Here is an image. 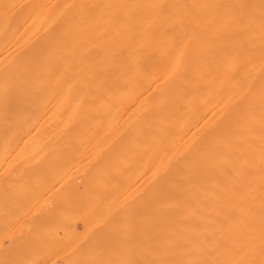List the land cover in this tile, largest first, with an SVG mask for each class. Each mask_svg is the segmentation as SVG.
I'll use <instances>...</instances> for the list:
<instances>
[{
    "label": "bare ground",
    "instance_id": "6f19581e",
    "mask_svg": "<svg viewBox=\"0 0 264 264\" xmlns=\"http://www.w3.org/2000/svg\"><path fill=\"white\" fill-rule=\"evenodd\" d=\"M67 137H87L89 140L87 138L85 139H87L89 142L90 139L92 141V139L95 138L93 143H96L97 138L100 139V141H97L99 142L98 144L103 145V149L100 147V145H98V147H100L99 149L98 147H88L90 144L87 142L85 144L88 149L93 148L94 151H97V153L99 152V155L101 154L102 150L104 151L106 148H108V146L112 147L114 145L112 144L111 146V141L114 139L115 142V138L122 141L124 140L123 138L131 140L130 137H132L133 142L131 140V144L129 140H124L122 144L118 143L120 147L117 148L113 146L115 147H112L113 153L116 152V148L118 150L121 147H124V149H120L121 152L128 151L126 154L129 152L131 153L132 150H129L132 149L130 148L132 145L135 147L134 148L132 146L133 152L135 149L136 153V148L138 152L141 148H139L138 145L143 146V144H145V147L143 146L142 149L143 151L145 149V156L140 149L142 156L145 158H143L144 161L140 159L142 160L140 162H142V164L144 163L145 165H142L136 160V158L139 159L141 157L139 156L138 152L136 154L137 156L132 152V157L134 155L136 157H133V159L129 155V157L125 158L123 155L124 152L122 154L123 156L119 155L121 152L118 150L120 152H118V156H120V158H132L130 159L132 162H135L136 160L137 164L140 163L142 166H145L141 167V165L138 164L140 165L138 167L140 171L141 168H144L145 171L142 170V173L136 172L137 176L134 177L135 179H133L135 181L132 180V183H136V181H138L136 178L145 173V179L142 181L143 185H145V188L143 185L138 184V182L135 185L136 188L131 190V187L134 186V184L132 185L129 180V184L132 186L127 185L126 187L125 182H123L126 190L129 187L128 193H126V190L122 187L123 183H121V181H125L126 178L129 179L128 177H130L129 175L132 173V171L130 173V170L126 169V172L129 171V174H127V172V177L124 176L126 168L125 166H127L128 163L129 165L131 164V161H128L129 159L127 160L128 163H126L125 166L120 164L125 168L121 167V169L120 165H117L119 164V161L114 165L113 163L116 162L114 159L118 158L120 160V158L116 155L117 152L115 154L112 153L113 155H110L109 151L112 150V148L110 149L109 147L106 151H108L110 156L103 158L102 156L104 155L105 157L106 155L103 154L106 153L104 151L101 157L104 160L106 159L105 161L108 163H111L109 160L112 161L113 159L114 161L112 162V167L110 166L111 168L109 167V169L106 170L101 168V170L103 172L105 171L106 174L102 172V178H100L101 172L99 171V168L104 167L102 166V162H100L101 158L99 160L98 157H95V154L96 156H99L97 153H93L94 151L92 149H89V152V150L86 148L87 152L92 153V155L88 153L91 155V160L93 157H95V160H93L94 163H96V167L93 165V161H91L93 164H89V158H87L88 155L86 150L83 152L85 146L82 144L83 148L81 147L80 142L82 141L80 138L78 147L80 146V148H82L81 151L83 153L79 151L80 153L77 154L78 150L75 148L77 152L75 153V151H73L77 155H72L74 156L73 158H81L78 160L79 167L83 166L81 171H84L82 169H85L86 167L89 169L88 166L90 165L91 169H86L84 174H82L83 172L81 173L83 178H81L82 176H80V172L73 173L77 174V179L81 178L80 180L84 183L83 186L86 185L87 188L93 189L96 188V183H98L100 184V188H104L106 184L110 182V185L113 184L114 186H117L116 188L119 191L115 192L116 188L111 187L112 191L106 190L108 193L112 192L108 194L109 196L113 195L114 197L115 193L117 195L119 193L121 194L122 192L125 193L124 196L126 195L125 197H122L119 194L120 199L122 197L121 200L119 199L117 201L120 205L122 202H126V204L124 203L125 206L128 204L130 206L134 200L137 202V199L134 197L136 196L138 198V195H141L144 192V190L143 192H139V190L143 188L145 189V203L143 204L139 201L140 199L138 200V202L142 203V206H145V209L144 207H142L143 209L140 208L142 211L139 209L141 213H139L140 215L138 213L132 214L131 212L133 208H135L134 212H138V209L136 208H138L140 204L136 203L135 205L138 204L136 207L133 204L134 207L132 206L130 211L131 213L128 214V207L126 208L123 206L126 208L123 210V207L121 206L122 209H120L121 207L118 205V212V210H116L117 206L114 207L117 205L116 200H113L114 202H112L113 197H109L110 199L112 198L111 202L113 205L110 206L114 207V211H117V214L121 212V215L125 211V214H127L129 217H127L128 219H123V217L119 216V214L118 216L120 220L122 218V220H125V222L129 220L130 224H134L135 221L141 222L139 217L145 215V219L141 217L142 220H145V222H143L145 225L142 224L145 226V228L139 225L140 228L142 227V230L145 229V241H143L144 243L141 246L137 245V249L133 247L134 252L136 251L135 253L138 254V252H140L138 249L141 250L142 248L140 247H144L145 245V251L144 249L142 250V252H145L143 254V257L145 255V262H141L143 258H140L139 260L141 254H138V257L136 256L137 260H139L142 264H264V0H0V176H4V169L6 172L7 168L11 167L12 169L13 163V168H16L14 167L15 165L20 167V163H22L21 160H24V157L26 158V161L24 160L26 163L27 159H29L27 157L30 155L35 156V154L42 148L40 147L42 145L45 146V144H48L51 146V144L56 143L57 145H55L58 146L57 141H55L56 139L58 140V138L61 140L59 141L60 146L68 144L66 142L67 139H65ZM101 137L103 139L106 138V140L110 138L108 140L109 144H103L106 140H103L102 142ZM62 138H64V141ZM134 138H138L139 142H137V139L134 140ZM143 138H145V141ZM69 140L67 141L70 142ZM77 140H75V142H77ZM140 140L142 142L144 141L145 143H140ZM116 141L121 142L119 140ZM63 142H66V144ZM135 142H137L138 145L135 144ZM33 144H41L37 152L35 151L37 148H31L34 149L31 151H33L35 154L31 153L26 157V154L24 153L22 157L19 155V160L15 158L16 153L13 154V152L17 151L18 154H21L22 151H25L27 153L29 151L28 148L31 145L33 146ZM48 145L45 147L49 154L43 152L45 148H42L43 151L42 149L40 151L41 154L43 152L49 157L48 158L46 156L45 158V160L48 159L46 166L43 165L45 164V160L43 158L45 156H42L41 160L40 157H37V154L35 157H32V159L34 158L33 161H31V158V160H28L30 165L33 164V166H35H30V168L32 167V171H30L28 163L23 167V161L21 165L23 168L26 167L25 169L27 171L29 169L30 172L28 171V174L26 173L27 171L25 170V172L21 167V170L25 172L24 174L20 169L19 171L17 168L19 173H16L12 169L13 171L11 173L8 172L9 176L7 175L5 178L2 176L3 179L0 177L2 179V181L0 179L1 207L4 205L6 206L5 202L10 204L9 201L11 199L9 200L8 197L12 198L13 196V199L15 198L14 201H17V198L19 199L20 197V199L23 200V197L25 196V198L28 197V200L29 195H26L24 191L28 192V194L31 193L29 192L30 190L28 187L34 184L33 182L36 180L35 178L41 174L47 175L46 171L52 170L53 173L56 172V170L53 168L57 164H62L64 167L63 168L61 166L62 168L60 167V169L58 168L59 166L55 167V169L58 168V171H64L68 169L65 172L60 171V176L63 173L70 174L69 168L71 166L66 168L68 164H70V162L67 164L69 158L66 160V155L63 154V158H65L64 161H62V159H58L61 160L62 163L59 164L55 162V164L52 165L54 161L58 160L53 159L54 161L52 162L50 158H55L56 156L51 154L60 156L61 153L60 149L58 150V148L61 147L58 146V153L55 145L52 146L55 148L49 147ZM25 146L27 147L28 151H26ZM68 146L70 145L68 144ZM74 147H68L69 149L65 147V149H67H63L61 152L65 153L64 151H68L69 153L67 152L65 154H69L70 158H72L71 149ZM104 147L106 148L104 149ZM23 148L24 150H22ZM50 150H52L54 153H52ZM7 151L10 152L7 153ZM31 151H29L27 155ZM4 152L5 154L7 153V156L9 154V160L6 158L8 162L4 160L5 158L1 159V156L4 154ZM11 152L12 154L10 155ZM5 154L4 156H6ZM82 154L87 158H85L87 163L85 162L84 165V158ZM49 155L53 157H50ZM59 156L56 157V159L59 158ZM110 157L111 159H109ZM96 158L98 159L97 161ZM14 160L16 162H20V165L17 163L15 164ZM37 160L39 161L37 162ZM65 160L66 166L63 164ZM69 160L72 161L74 159ZM11 161H13L12 164H10ZM34 161L37 162V164H34ZM80 161L82 162V165ZM120 161L123 162L125 160ZM49 162L52 163L50 164ZM74 162L77 164V161H73L71 164L73 166H77L78 164L76 165ZM107 162H104V165L105 163L107 164ZM41 163L44 167V171L46 170L45 173L42 169H40V171L36 166L40 164L39 166L42 167ZM7 164L10 167H8ZM75 166L73 169L78 171L79 167ZM115 166L116 168L119 167L122 170L121 173L123 176L118 172L119 169H114ZM131 166H133V163ZM131 166H128L129 169ZM3 167L5 168L3 169ZM135 167L137 166L135 165ZM135 167L133 166L131 170H133ZM35 168L39 171L38 175L36 174L38 172L37 170L36 172H33L35 171L33 170ZM96 168L99 173H97V170H95ZM70 169L72 171V168ZM90 170H94V172L96 171V175L92 172L94 175L92 179H97L99 182L90 178L92 176V173L90 174L91 176L89 175V172H91ZM115 170L117 173H115ZM107 171H113V175H119H117V177L114 175L112 178L110 176L111 172L108 174ZM32 172L33 174H30ZM86 173L88 177L90 176L89 180L85 177L87 176ZM51 174L52 173H50V175ZM78 174L80 177H78ZM107 174V177L109 178L110 176L111 180L107 179L105 176ZM45 175L43 177H38L39 179L41 177V182H44V179L42 178H46ZM132 175L131 179L133 178ZM31 176V180L34 179L32 182L30 181L32 185H30L31 183H28L26 186H29L24 189L23 186H25L28 178ZM55 176L56 175L54 174V177ZM60 176L58 177L59 179L57 178V183L56 180H54V177L51 175L53 182L51 181L50 183V180H47V184L50 183V185H47L46 182H44V185L43 183L40 184V182L38 183L39 179H37V182L35 181V186H33L36 190V184L38 183V185L40 184L42 186L40 189V187L37 185V191L39 189L42 190L43 186L45 189L48 188L50 191H52V183H55V186L56 184L57 186L59 185L58 187L60 189H62V187H65V189L68 188V186L72 187L71 183H73V187L71 189L69 188L70 192L73 189V193L68 192V189L66 191L70 195L76 194V191V195L78 196V193H80L82 188L80 190H76L74 187L79 184V181H76V178L73 179V175H69L70 178L67 176L68 178L66 179L65 175H62L65 176L64 178L62 177V179ZM103 176L108 182H106ZM119 176H122L125 179H122ZM133 176H135V174ZM97 177H99V179ZM116 178L119 180L117 179L116 181ZM142 178L143 177H141L140 182ZM15 179L16 182L17 180L20 181L21 179H27L26 181L24 180L25 183L21 180V185L20 183L18 185V188L20 189L17 188V191L14 190L17 185L14 183V185H12V182H14ZM68 179H70L69 181L72 182H67ZM3 180H5L7 183L5 181L3 182ZM61 180L66 184L68 183L69 185L65 184L66 186H64V183ZM74 180L75 183H78L75 184L73 182ZM60 181L62 182V185L60 184ZM85 181L87 184H85ZM118 181L121 184L119 186L122 188L115 184H118ZM89 182L90 184L93 182V185L88 184ZM101 182H103L105 186H103L104 184ZM16 184H18V182ZM101 185L103 187H101ZM110 185L108 186L110 187ZM138 185L139 187L137 188ZM34 187H30L33 193ZM84 188L87 190L86 187ZM119 188H121V190L123 189L124 191L122 190L120 192ZM98 189L99 188L97 186V191ZM105 189L109 188L105 187ZM105 189L100 190L103 191ZM44 190H42L41 193L39 192V194L37 191H35L36 195L38 194L37 199L39 200L40 198L41 202L32 196L34 195L33 193H31L32 195L30 194V197L32 196L30 200L36 199L38 201L37 204L42 203L41 205L45 204L44 206H47V204H52L51 207H53V204H55V206L59 207H63L65 205L64 208H66V205L68 208L72 207L71 201L69 202L68 200L72 197L71 199L74 202L75 195H73L74 199L73 196L69 198V194L67 195L64 190H59V195L61 194V197H63V193H65L64 196L67 195L68 198L67 200L65 196L64 198L66 201L64 200L63 202V198L59 199V197L56 196L57 200H62H58V202H60L59 205V203L56 202V198L50 194L52 193L55 195L59 191L54 190V192H56L54 194V192H50L47 189L45 191ZM85 190L83 191L84 193H82L83 197H80V193L77 198L78 200H75L76 202L73 204H76L80 210L81 206L85 208V200H87L88 197H90L92 201V198H96L97 194H99L96 193V191V195L93 193V197H91L90 192L92 191L90 189L87 191ZM129 190L131 193H129ZM12 191H15V193H12ZM46 191H48L49 195ZM101 191L98 196L99 198H104L103 200L105 202V199L108 197V195L106 197V194L103 191L104 195L102 194L103 196L100 197ZM132 191H134L135 194H133ZM18 192H21L22 196ZM43 192H46L47 194ZM17 193L20 196L18 195L19 197L16 196V198L14 194ZM44 194L48 195L47 198L50 195L52 199L54 197L53 202H55H49ZM3 195L8 197L5 198ZM116 195L115 198L118 199V195ZM130 196L131 198H134L130 199L132 200V202L129 201L131 204L129 202L127 203V197L129 199ZM42 197L45 198L42 200ZM82 198L85 201L84 203ZM124 198L127 201L123 200ZM142 198H144V196H142ZM45 199L48 202L47 204H43V202H46L44 201ZM52 199H50V201ZM22 200L21 203L24 202ZM37 201H31L29 204ZM100 201L102 202V199ZM107 201L109 204L111 203L109 202L110 200ZM77 202H79L80 206ZM81 202L85 205L81 204ZM12 203L14 209L10 207L12 204L9 206L12 208V210L19 208L17 209V213L21 214V212L23 213L25 210V214L27 210L26 207V209L23 208V210L19 212L20 207H24V204H22V206L20 204V207H18L17 205H14L15 202ZM61 203L64 205L62 206ZM86 203L89 205L90 202ZM105 203L102 205V209H104ZM114 203L116 204L114 205ZM29 204L26 205L25 203L27 207ZM32 205L34 207L31 208L34 209L36 207L35 209L38 210V206H36L35 203ZM41 205L39 207L40 210L41 208L44 209V206L41 207ZM99 205L100 204H98V206ZM95 206L96 205H94V207ZM107 206L108 204L105 206V209H107ZM59 207L56 208L57 210L51 208V213L49 210V213L46 211L50 207H47V209L45 208L46 214L48 216L47 218L51 217L48 214H52V224L60 215L61 219L59 217L56 220L58 227L61 226V228H65L70 223V221L73 223L74 221L77 222V220H74V217H76L74 216V212L78 210L76 213H79V209H69L71 210L69 213L66 211V214H71L72 211L74 212H72L71 220H69L70 217L68 218V215H66L68 222H66V220L63 222L64 219H62V217H64L65 213L64 215L60 214V212H63L58 211V209H60ZM10 208L7 209L10 210ZM68 208H61V210H68ZM2 209L0 208V213L5 214V209ZM33 209H30L25 215L26 219L31 218L30 220L32 221L30 222H32V225L34 224L33 220H35L36 223L42 221L41 219L38 221L39 216L35 218L36 215H38L39 210L38 212H35V209ZM12 210L11 215H9L10 213H8V215L6 213L7 217H14L16 215V211H14L15 213L12 215ZM93 210L96 211L94 208ZM91 211L92 209H90V213ZM101 211L102 210H100V212ZM143 211H145V214L142 213ZM29 212L31 215L27 217ZM57 212L59 214H57ZM111 212L109 215L112 216L114 212L113 214H111ZM90 213L89 215L91 218L93 214L91 215ZM46 214L43 216L46 217ZM81 214L86 215L88 212H82ZM94 214L97 213L94 212ZM106 214V217H104L105 214L103 216L101 214L100 216H97L98 219L96 217L95 219H100V221L102 220L101 223L104 224L103 221L105 222L104 219L107 218L108 212H106ZM21 215L19 217L20 221L23 219V221L26 223L28 219L25 220V217H23L24 215ZM55 215H58V217L56 218ZM75 215L80 216V214ZM114 215L113 217H115ZM118 216L115 219L119 220ZM133 216H135L136 219ZM16 217L15 221L11 219L13 220V223L19 219L17 215ZM44 217L43 221L45 222L47 218L45 219ZM81 217L82 216L78 217V220ZM85 217H82L83 221L86 219L87 222L91 220L89 216L87 218ZM130 217L133 219L130 220ZM51 218L45 222L46 225L47 223H50L49 221H51ZM5 219H3V217L1 219L0 217V220L2 221ZM7 219H9V217ZM59 219L61 220V225L57 223V221H60ZM112 219L114 220V218H111V221H108L109 223L106 222L105 226H102L99 221H97L99 222V225H96V220L92 218V221H95L94 225L91 226V229L88 228L92 223L91 221L87 227L88 229L92 230L93 226H97L96 228H93L92 232L88 229H84L88 223L86 225L83 224L85 227H82L83 222H80L81 219L79 222L81 227L86 232L89 231L93 234V232H95L94 229H97L96 232H98V234L102 233V236L104 237L106 233V235L109 236V233H113V231L109 232V229L111 230L117 224V227H120V221L116 225H111L110 223H112ZM11 220L9 219L8 221ZM117 220L114 221L117 222ZM23 221L21 222L23 224L19 222L21 225L18 223L20 226L16 224L18 221L15 223V225L13 224L15 229L18 228L17 230L13 228V231L9 228L13 225L9 224L11 225L9 226L7 224L8 222H5L9 226L7 227L9 229H7L4 225L7 233H5V237L3 235L4 238L0 239L9 237V241L11 243L8 245L10 246L14 244L15 241H19L18 239H20L19 242L21 245H23L22 241H27L25 242L26 247L24 245V248H29L30 252H27H29L31 257L33 254H31V252L36 251H33V249L37 242L39 241V245H43V243L46 242L44 244V248L47 246L48 248L44 251L47 253V256H45L47 257L46 259L49 258L48 261L46 260L47 263L49 262V264L50 262L52 263L53 258V261H56L57 258H60L59 260L62 262L61 264H71L69 262L71 259L79 261V259H77L78 252L79 256L85 254L82 250H84L87 246L89 248L91 244L94 245L99 242L98 240L95 241V239H92L93 242L95 241L93 243L92 240L87 236L89 232L86 233L83 229L81 232H72L75 234L72 237V233H70L71 229L69 228L70 225L73 224L72 223L68 225L69 227L67 226L68 229H70V231L67 232L68 234L63 232L64 230H67V227L62 230V234H59L62 239H60V236L58 239L62 240L63 242H61V246L57 244V247L59 245V250L62 248V252H58L59 250L57 252L56 250L52 251L51 249L54 246L51 245L52 247L50 246V249L49 245L47 244L52 240L54 242L55 238L58 242L60 241L56 237L57 229L58 231H61L60 227H57L55 232H53V229H55L54 227L51 229L52 231L50 230L51 233H55V238L53 235H51V233V236L49 233L47 235L48 237L46 236L47 241L48 239H51V237L54 239H51V241L48 243L47 241H42V243L40 240L45 238L44 236L47 234L48 230H45L43 227H41H46L45 223L41 226L40 224L38 225L35 223V225H38V227L34 225L36 228H39L40 226L41 228L39 230L43 229L41 231H46V233L44 231V238H42V234H40V232H37L40 234V236L35 233L37 229L34 230L33 234L31 230L34 227H32V229L28 228L32 226L30 225V222H27L29 225L26 223L28 226L26 227ZM125 222L123 221L124 224ZM51 223L48 225L51 226ZM62 224L66 226L64 227ZM124 224L121 225L123 226ZM137 224L135 223L136 226ZM16 225L18 226L16 227ZM125 225L128 226L127 223ZM22 226L24 228H28L26 230L30 231L32 234H30L28 231L25 232H28L33 238L25 240L28 235V233H25L26 238L21 240L23 237L20 232L24 233L25 230ZM100 226L101 228L103 227L104 231H102ZM106 226H112V228L106 230ZM19 228H22L21 231ZM127 228L126 230L129 229L130 231L133 226L131 228ZM137 228L138 227H136V229ZM3 229L0 228V230ZM8 230H10V232L15 231L14 233L10 234H13V237L16 235L15 237H17V240L16 238L13 239L11 235H8ZM123 230H125V228L122 229V233L118 231L117 234H119V232L121 234H123V232L125 233ZM138 230L140 233L141 230ZM143 231H141V233ZM0 232L2 236V231ZM4 232L6 231L3 230V233ZM132 232L135 234V231L132 230ZM76 233L80 234L79 240L76 238V236L78 237ZM128 233L126 232L123 234L124 237L122 238L124 239ZM64 235L65 237H63ZM84 235L88 238H86ZM113 235L114 233L111 234L110 237ZM30 236H28V238ZM97 236L95 235V237ZM102 236L99 235L98 237L100 239H98L101 240ZM114 236L119 237L116 234ZM133 236L125 239L131 240V244H133L135 242H132V240L136 241V239H134L135 237ZM34 237L37 239V242L33 246L31 243L34 244ZM69 237L74 238L76 242L74 239V241H72ZM131 237L133 238L130 239ZM66 238H68L69 241L71 240V243L75 242L73 244L74 249L76 247V250L77 243L78 246L81 244L85 245L86 247H78V252L74 250L76 252L75 256V252H73V248H70V245H68L69 248L63 246L66 245L68 241ZM84 238L86 240L89 239V241L84 240V242H82ZM105 238L108 237L102 238L103 243H101L99 246L102 249L104 248V244L106 246V244L109 242L107 244V246H109V244L112 242L111 240H113L112 238L111 240L107 239V241ZM122 238L120 237L121 241L118 238H115L113 241L117 245L116 239L122 242ZM29 241L32 242L30 243ZM19 242L16 244L17 246H13L16 248L19 247ZM88 242L91 243L89 244ZM114 242H112V244ZM137 243H140L138 242V239ZM27 244L32 245V251L30 249L31 246ZM73 244L71 247H73ZM8 245H6L8 249L13 247H9ZM93 245H91L92 247L90 246L89 251L92 248L96 250L97 246L94 245V247ZM120 245L124 246L125 244ZM3 246V249L0 248L1 250L5 249V245ZM111 246L114 248H111ZM111 246L108 247V250L115 249V253L112 255L117 256V246H115V244L114 246ZM125 246L124 248H126ZM57 247L56 249H58ZM128 247L129 244L127 248ZM39 248H43V246H40ZM105 248L104 252L107 250ZM20 249L25 250L23 249V246ZM20 249L18 252H20ZM48 249H50V251H47ZM66 249H68V252ZM69 249L72 250V253H70L71 251ZM22 250L20 254H22V256L23 254L26 255L27 252L23 251L24 253H22ZM97 250L100 251L101 249L99 248ZM121 250H123L122 255L128 253L123 248H121ZM4 251L0 252L3 253L0 254L1 263L3 260L5 261L7 257L6 256L2 258V256H5ZM16 251L17 249L15 251L12 249L6 251L9 253L8 257L9 255L10 257L7 258L5 262L9 264H14L15 262V264H19L22 261V258H20L22 256ZM81 251L82 254H80ZM86 251L89 252L88 249H86ZM102 251H100L101 254L103 253ZM39 252H41V250ZM134 252H130L132 253L133 257L129 256L128 260L132 258L135 259ZM38 253H34V255L36 256ZM46 253L44 254L46 255ZM56 253L58 255L62 254V256L59 255L61 257H57V255H55ZM108 253H110V251ZM130 253L126 255H131ZM42 254L40 253V256ZM53 254L57 258L53 257ZM71 254H73L72 256L74 257H72ZM95 254H93V256L96 257L95 262L98 264L99 261L101 262V257L103 255L100 256V260H97L99 255L96 256ZM18 255L19 257L16 258ZM122 255L118 256L120 257ZM37 256L41 259L39 255ZM26 257L28 256L23 257L24 261H22V264H26L24 263L25 261L28 262ZM31 257L28 258L31 259ZM34 257H32V259H34ZM12 258H14L15 261ZM81 258L82 257H80V260ZM88 258H90V256L86 259ZM111 258L110 260H113ZM124 258L125 260L127 259L126 257ZM17 259L20 262H16ZM32 259V263L37 261V259ZM91 259L93 260V258ZM91 259L88 261L85 260L84 264L85 262L86 264H95L94 261L91 262ZM106 259L104 257V262L102 261L103 264L110 263V261L106 262ZM121 259L122 258H120V260ZM134 259L131 260L132 264L134 263L133 261L136 260ZM115 260H117V258H115ZM125 260H122V264L126 263ZM139 261H135L136 264H141ZM71 262L76 263L75 261ZM112 262H114L113 264H116L117 261H111L110 264H112ZM29 263L30 261L28 264ZM126 264H130V262H127Z\"/></svg>",
    "mask_w": 264,
    "mask_h": 264
},
{
    "label": "rangeland",
    "instance_id": "374dc122",
    "mask_svg": "<svg viewBox=\"0 0 264 264\" xmlns=\"http://www.w3.org/2000/svg\"><path fill=\"white\" fill-rule=\"evenodd\" d=\"M68 138H69V137H67V138H65V139L69 140L71 137H70L69 139H68ZM79 138H80V140H81L82 142H84V143L80 142L81 147H82V144H84V146H85L86 142L90 144V146H88V147H93V148L95 147V148H96V147H98V145H100L101 148L103 147V145L98 144L99 142H98L97 140L100 141V139H98V138H97V140H96V143H97V144H96L95 142L93 143V140H95V138L92 139V141H91V139H90V142H89V141H87V139H88L87 137H84V138H83V137H78V138H77V137H73V138H71L72 140H71V139L69 140L71 143L68 142V141L66 140V142H67L70 146H68V144H66V142H65V143L63 142V143L66 144V145H63V146L61 145V146H60L59 141H61V140L58 138V140L56 139L55 141H57L58 146L61 147V148H58V146H56V145H57L56 143H55L56 145H55V144H51V146H49L48 144H45L46 147H47V145H48L49 147H52L53 145H55L56 150H57V148H58V150L60 149V153H61V155H60V156L58 155L59 158L56 159V157H58V156L55 155V154H51V155L56 156L55 158H54L53 156H50V155H49L50 157H53V158H50L51 161L53 162V161H54L53 159H55V160L62 159V161H64L65 158H63V157H64V155H66V156H65V157H66V160H67L68 158L71 159V160L74 159V160H72V161H70V160L68 159L67 164H68V162H70V164H71V162L73 163V161H77V164H78V165L74 162V163L77 165V166H75V165H74V166H75V167H79L78 160H80L81 158H80V159H77V158H73L74 156H72V155H74V154L77 152V150H78L77 154H79V153H80L79 151H81V149L83 148V147L80 148V146L78 147ZM85 138H87V139H85ZM92 138H93V137H92ZM101 138H102V137H101ZM127 138H129V137H127ZM130 138H131V140H132V142H133L132 137H130ZM77 139H78V140H77ZM82 139H83V140H82ZM84 139H85V140H84ZM107 139H108V138H107ZM109 139H110V138H109ZM109 139H108V140H109ZM115 139L121 141L120 139H117V138H115ZM121 139H122V138H121ZM123 139H124V140H129V139H126V138H123ZM136 139L138 140L137 142H139V139H138V138H136ZM136 139L134 138V140H136ZM141 139H142V138H141ZM62 140L64 141V138H62ZM75 140H77V142H75ZM88 140H89V139H88ZM103 140H106V138H105V139H103V138L101 139L102 142H103ZM108 140H106L107 143H106V141H105L103 144H109V143H108V142H109ZM116 140H115V142H116V144H117L118 146L115 144L114 139H113V141L110 140V141L112 142V143H111V146H112V144H114L113 146L119 148L120 146H119L118 143L122 144V142H123L124 140H122L121 142H117ZM131 140H129L130 143H131ZM143 140L145 141V138H143ZM72 141H73L74 143H73ZM140 141H141V140H140ZM144 141H143V142H144ZM137 142H135V144H137ZM143 142L141 141L140 143L143 144ZM72 143H73V144H76V145H73ZM91 143H92V145H94V146H92ZM100 143H101V142H100ZM124 143H126V142H124ZM127 143H128V141H127ZM144 143H145V142H144ZM71 144H72V145H71ZM95 144H96V146H95ZM131 144H132V143H131ZM135 144H134V145H135ZM40 145H41V144H37V145H36V144H33V146L31 145L28 149H29V151H31V150H34V149L37 148V150H35V151L37 152V151L39 150V146H40ZM87 145H88V144H87ZM123 145H124V144H123ZM123 145H122V146H123ZM137 145H138V144H137ZM43 146H44V145L40 146V147H42L43 149L45 148L44 151H43V149L41 148L42 151H43V152H46L47 154H49L48 150H46V147H45V146L43 147ZM64 146L67 147V148H68V147H71V146H73V147L75 146L73 149H71V150H72V154H71V157H72V158H70V155H69V154H65V153H67L68 151H67V152L64 151L65 153L61 152L63 149H64V150L67 149V148L65 149ZM113 146H112V147H113ZM125 146H126V145H125ZM132 146H133V145H132ZM132 146H130V148H132V149H130V150L128 149L129 151L132 150L131 153L129 152L128 154H126V152H128V151H126V152L122 151V152H121L120 149H122V148L124 149V147H121L120 149H118L121 153H120V152L117 150V148H116V149H115L116 152H117L116 155L118 156L119 153H120L119 155H122L123 152H124L123 155L125 156V158H126V157H129V156L132 157V152H133V147H134V146H133V147H132ZM143 146L145 147V144H143ZM143 146H141V145L139 146V145H138L139 148L141 147L140 149H141L142 153H143L144 156H145V149H144V151L142 150V149H143ZM25 147H26V146H25ZM34 147H35V148H34ZM49 147H48V148H49ZM55 147H52V148H55ZM63 147H64V148H63ZM77 147H78V148H77ZM88 147L85 146L83 152H85L86 148H87V150H89V149H90V150H91V149L93 150V148H89V149H88ZM100 147H98V148L100 149ZM106 147H107V146H106ZM106 147H104V149H105ZM109 147H110V146H108V148H109ZM112 147H110V149H111ZM115 147H113V148H115ZM126 147H127V146H126ZM31 148H34V149H31ZM48 148H47V149H48ZM52 148H51V149H52ZM75 148H76L77 150H76ZM79 148H80V149H79ZM98 148H97V149H98ZM108 148H106V149L104 150L106 153H103L104 151L102 150V152H101L100 155L98 154L99 152L97 153V151H94V150H93V151H94L93 153H97V155L100 156V157H99V156H96V154H95V157H98L99 160H100V158H101L102 161L100 160V162H102V166H104V167H100V168H99V165H98L99 171L101 172V173H100V174H101L100 178H102V174L105 173V171L103 172V171L101 170V168H102V169L104 168L103 170L109 169L110 166L112 167V162H113L114 160H116V162L113 163L114 165L117 164L118 161H119V164H117V165L122 164V165H124V166H125L126 163H128V161H129V162L131 161V164L133 163V166H134V167H135V165H136L137 167H135V168L137 169V168L142 164V162H140V161H142V160L144 161V159H145V158L142 156V153H141L140 149H139V152H138V151H137V148H136V153H135V149H134V152H133V153L136 155L137 152H138L139 156H141L142 158L140 157V158L138 159V158L135 157V155H134L133 157H135L136 160H137L138 162L141 163V164L138 163V164H140V165L137 164V161H136V160H135L136 163H135V162H132V160H130V159H132L133 157H132V158H128V159H129V160H128V159H125L124 157H123L124 159H123L122 157L120 158V156H118V157L120 158V160H125V161L121 162L118 158H117V159L115 158L114 160L112 159V161L109 160V162H111V163H108L107 161H105L106 159L104 160L103 158H106L107 156L109 157L110 155H113V154L116 153V152L113 153V148H112V150L109 151V153H110V155H109L108 151H106ZM127 148H128V147H127ZM134 148H135V147H134ZM18 149H20V148H18ZM18 149H16V150H18ZM28 149H27V147H26V151H28ZM41 149H40L39 152H37L36 154L33 153V151H31L28 155H27V153H28L29 151H28L27 153H26L25 151H24V152L22 151L21 154H18L17 151H16V152H13V150H12V152H13V154L16 153V156H19V155H20L21 157L24 155V153L26 154V155H25L26 157L29 156L31 153H32V154H35V156L38 154L37 157H40L41 160H42V156H45V157H43L44 160H45L47 154L45 155V153L42 152V154H43V155H42L41 152H40ZM68 149H69V148H68ZM97 149H96V150H97ZM102 149H103V148H102ZM22 150H24V148H23ZM45 150H46V151H45ZM58 150H57V152L59 153ZM73 150L75 151V153H74ZM87 150H86V152H87ZM90 150H89V152H90ZM115 150H114V151H115ZM14 151H15V149H14ZM19 151H20V150H19ZM35 151H34V152H35ZM50 151H52V150H50ZM53 151H54V149H53ZM53 151H52V153L55 152V151H54V152H53ZM100 151H101V150H100ZM8 152H10V151H7V153H8ZM12 152L10 153V155L12 154ZM57 152H56V153H57ZM70 152H71V151H70ZM81 152H82V151H81ZM83 152H82V153H83ZM89 152H87V155H88L87 158H89V160H88L89 162H88V163L90 164L91 161H93V163H94V160H95L94 158H95V157H93L92 160H91L90 157H91L92 153H89ZM118 152H119V153H118ZM7 153L5 154V152H4V154H5L6 156H7ZM58 153H57V154H58ZM68 153H69V152H68ZM88 153L91 154V155H89ZM102 153H103V154H106L105 157H104V155L102 156ZM112 153H113V154H112ZM140 153H141V155H140ZM4 154H2L3 158H2V156H1V159H4V158H5L4 160L7 161L8 157H9V154H8L7 157L4 156ZM63 154H64V155H63ZM77 154H75V156H76ZM85 154H86V153H85ZM125 154H126L127 156H126ZM93 155H94V154H93ZM123 155H122V156H123ZM128 155H129V156H128ZM16 156H15V158H17V159L19 160L20 156H19V157H16ZM35 156L30 155V156L27 157V158H29V159L31 158V159H32V157H35ZM61 156H62V158H61ZM67 156H68V157H67ZM82 156H83V154H82ZM82 156H79V157H82ZM101 156H102L103 158H102ZM136 156H137V155H136ZM139 156H138V157H139ZM10 157H12V156H10ZM37 157H36V158H37ZM47 157H48V156H47ZM79 157H78V158H79ZM111 157H112V156H111ZM111 157H110L109 159H111ZM6 158H7V159H6ZM48 158H49V157H48ZM83 158H84V160H83V165H84L85 162L87 163V160H86L87 158H86V156H83ZM85 158H86V159H85ZM112 158H113V157H112ZM143 158H144V159H143ZM13 159H14V158H13ZM17 159H15V160H17ZM29 159H27V162H26V163H25V161H26V158H25V157H24V160H25V161H24V160H21L22 163H23V161H24V163H25V164L23 163V167H24V165H27V163L29 164V161H28ZM31 159H30V160H31ZM50 159H49V161H50ZM75 159H76V160H75ZM93 159H94V160H93ZM98 159L96 158V161H97ZM107 159H108V158H107ZM133 159H134V158H133ZM140 159H142V160H140ZM8 160H9V159H8ZM15 160H14L15 164L17 163L18 165H20V164L22 165V163H20V162H16ZM33 160H34V158H33L31 161H33ZM44 160H43V162H44ZM47 160H48V159H47ZM47 160H45V164H43L44 166H46V162H47ZM66 160H65V162L63 163V164H65V166H66ZM85 160H86V161H85ZM103 160H104V161H103ZM127 160H128V161H127ZM5 161H4V162H5ZM38 161H39V160H37V162H38ZM58 161H59V162H58ZM58 161H54L53 163H52V162H51V163H52V165L55 164V162H56V163H59V164L62 163L61 160H58ZM7 162H8V161H7ZM7 162H6V163H7ZM9 162H10V161H9ZM34 162H35V161H34ZM37 162H35L34 164H37ZM43 162H42V163H43ZM100 162H99V164H100ZM104 162H107L108 166H107L106 163H105V165H106V167H108V168L105 167ZM120 162H121V163H120ZM124 162H125V163H124ZM12 163H13V161H11L10 164H12ZM19 163H20V164H19ZM32 163H33V162H32ZM42 163H41V165H42ZM49 163H50V162H49ZM51 163H50V164H51ZM80 163H81V165H82V162H81V161H80ZM93 163H91V164H93ZM97 163H98V162H97ZM3 164H4V163H3ZM47 164H48V163H47ZM70 164H68V166L66 167V168H69V166H71L70 168H72V171H71V169L69 168V170H70V174H69V173H67V174H64V173H63V174H62V175H65L66 177H65V176H62V175L60 176V171H63V170H60V171L57 170L58 168L60 169L61 166L63 167L62 164H61V165H58V164H57L56 166H54L53 169L56 170V172L58 171L57 174H56V172L53 173L52 170H50L51 172L45 170L48 176L45 175V174L38 175V173H39V171L37 170L38 168H39V170L42 169L43 172L45 173V171H44V169H43V168H44L43 165H42V167H40V166H39L40 164L36 165L38 168L36 167L37 169H36V168L33 169V170H35V171H33V172H36V170H37L38 172H37L36 174L38 175V177H39V176L43 177V176L45 175L46 178H42V179H44L43 181L46 182V184H47V182H48L49 180H50V181H49L50 183H51V181L53 182V180H52L53 178H51V175H52L53 177H54V174L56 175V176H55L56 179H55V177H54V180H56V183H57V178H58L59 176H60L61 179H62V177H63V178L65 177V179H66V178H68L67 176H69V175L72 176V175H73L72 178H73V179H74V178L77 179V174H73V173H76V172L79 173V172H80L79 174H80V176H82L81 173L83 172L82 174H84V173L86 172L85 170L88 169V168L86 167L85 169H82V170H84V171H81V168L83 167V166H81V167L78 168V171H76L75 169H73L74 166H73L72 164H71V165H70ZM109 164H110V165H109ZM131 164L129 165V163H128L127 166H125L126 168H125L124 166H121V165H120V168H121V167H122V168H125V174H124V176L127 177V175H126L127 172H128L127 174H129V171L126 172V169L130 170V173H131V171H132V173L129 175L130 177H128L129 179H127V178L125 179L124 177H122V176H123V174L121 173V172H122V170H121L122 168L120 169L118 166H117L118 168H116V166H115V168H114V169H116V170L119 169L118 172L121 173L120 175H122V176H119V177H121L122 179H125V181H121V183L125 182L126 187H127V185H128V186L131 185V184H129V180H130V183H132V180L135 179L134 177L137 176V175H136V172H137V173H138V172L140 173L142 170H144V168H143V169L141 168V171H140L139 168L137 169L138 171H137L135 168H133V170H131V168L133 167V166H131ZM13 165H14V163H13ZM13 165H12V169H13L16 173H19V171L21 170V167H22V166L20 165V167H19V166L17 167V166L15 165L14 167H16V168H13ZM48 165H49V164H48ZM48 165H47V166H48ZM52 165H51V166H52ZM93 165L96 167V163H94ZM114 165H113V167H114ZM142 165H145V164L143 163ZM142 165H141V167H145V166H142ZM3 166H4V165H3ZM7 166H8V164H7ZM28 166H29V168H30V166H33V164H32V165L29 164ZM51 166H50V168H51ZM57 166H59V167L55 169V167H57ZM72 166H73V167H72ZM86 166H87V165H86ZM94 166H93V167H94ZM128 166H131V168L129 169ZM8 167H10V166H8ZM23 167H22V168H23ZM33 167H35V166H33ZM62 167H61V168H62ZM88 167H89V169H91V168H90V165H89ZM91 167H92V165H91ZM95 167H94V168H95ZM111 167H110V168H111ZM4 168H5V167H3V169H4ZM17 168H18V170H19V169H20V170L18 171ZM25 168H26V167H25ZM25 168H23L24 171L26 170ZM27 168H28V167H27ZM63 168H64V167H63ZM8 169H9V170H8ZM12 169H11V167H10V168H7V172H6V170L4 169V170H3L4 172L2 171L3 174H4V176L1 175L0 177H1L2 179H3V177L5 178V176L8 175V172L11 173V172L13 171ZM15 169H16L17 171H16ZM89 169H88V170H89ZM112 169H113V168H112ZM10 170H11V171H10ZM66 170H68V169H66ZM66 170H64L63 172H65ZM74 170H75V171H74ZM95 170H97V168H96ZM116 170H115V173H117ZM134 170H135V171H134ZM21 171H22L23 174H24L27 170H26L25 172H24L23 170H21ZM28 171H29V169H28ZM28 171L26 172L27 174H28ZM30 171H32V167L30 168ZM30 171H29V172H30ZM40 171H41V170H40ZM90 171H91V170H90ZM99 171L97 170V173H99ZM133 171H134V173H133ZM144 171H145V170H144ZM33 172L30 173V174H33ZM49 172L52 173V174L50 175ZM68 172H69V171H68ZM88 172H89V171H88ZM92 172L95 174L96 171L94 172V170H92L91 172H89V175H90ZM102 172H103V173H102ZM107 172H108V171H107ZM110 172H111V171H110ZM110 172H108V174H109ZM112 172H113V171H112ZM112 172L110 173V174H111L110 176L113 178V176H114L115 174L113 175ZM5 173H6V174H5ZM93 173H92V176L90 175L91 177L89 176L91 179H92V177H94ZM97 173H96V174H97ZM113 173H114V172H113ZM141 173H142V172H141ZM20 174H21V173H20ZM36 174H35V175H36ZM68 174H69V175H68ZM79 174H78V177H80ZM96 174H95V175H96ZM100 174H99V175H100ZM105 174H106V173H105ZM108 174L105 175V176L107 177ZM132 174H133V175L135 174V176H133ZM74 175H75V177H74ZM86 175H87V173H86ZM117 175H119V174H117ZM117 175H115V176L117 177ZM131 175H132V177H133L132 179H131ZM138 175H139V174H138ZM144 175H145V173H143V175H141V176H139L138 178H136V180H138V181H136V183L139 182L138 184L143 185L142 181L145 179ZM2 176H3V177H2ZM8 176H9V175H8ZM32 176H33V175H32ZM32 176H31L30 178H28V180H27V179H23V180L21 179L24 183H25V181L27 180L25 186H23L24 189H26V188L29 186V185L26 186L28 183H31V182L34 180V179L31 180ZM49 176H50V177H49ZM70 176H69V178H70ZM110 176H109L110 179L107 177L108 180H111V177H110ZM38 177L35 178V179H36V180L39 179ZM41 177H40V179H41ZM85 177H86V179H88V180L90 179V178L88 177V175L85 176ZM85 177H84V178H85ZM87 177H88V178H87ZM103 177H104V176H103ZM119 177H118V178H119ZM141 177H143V178H142V180H141V182H140ZM1 178H0V179H1ZM49 178H50V179H49ZM72 178H71V179H72ZM81 178H83V176H82ZM81 178H78L77 180L75 179L76 181H79V184H77L78 182L75 183V180L73 181L75 184H77V185L75 186L76 188L74 187V189H76V190H77V189L80 190V189L82 188V190H80L81 195H80V193H78V194L80 195V197L82 196V193H84V192H83V191L85 190L84 187L87 188L86 185L83 186L84 183H83V181L80 180ZM97 178L99 179V177H97ZM104 178H105V177H104ZM118 178H116V181H117ZM2 179H1V181H2ZM7 179H9V178H7ZM7 179H6V180H7ZM17 179H18V178H17ZM29 179H30V180H29ZM40 179H39L38 183L40 182V184L43 183V185H44V182H41L42 180L40 181ZM45 179H46V181H45ZM58 179H59V178H58ZM73 179H72V180H73ZM107 179L105 178L106 182H108ZM19 180H20V179H19ZM21 180H20V181L17 180L18 184H16V183H17V182H16V179H15L14 182H12V185H14V184L17 185V187H15L16 189L14 188V190L17 191V188L19 187V186H18L19 183L22 182ZM24 180H25V181H24ZM36 180H35V181H36ZM47 180H48V181H47ZM69 180H70V179H68L67 182L71 183L72 181H69ZM92 180H96V181H98L97 179H92ZM101 180H102V179H101ZM118 180H119V179H118ZM4 181H5V180H3V182H4ZM30 181H31V182H30ZM35 181L33 182V183H34V184H33L34 186H35ZM61 181H62V180H61ZM61 181H60V184L63 182V181H62V182H61ZM86 181H87V180H86ZM86 181H85V184H87V182H88V181H87V182H86ZM112 181L115 182L114 180H112ZM112 181H111V182H112ZM133 181H135V180H133ZM5 182H6V181H5ZM15 182H16V183H15ZM36 182H37V181H36ZM58 182H59V180H58ZM98 182H99V181H98ZM103 182H105V181H103ZM103 182H101V183H103ZM127 182H128V183H127ZM6 183H7V182H6ZM13 183H14V184H13ZM38 183L36 184V190H35V187H34V186L32 185V183H31L30 185H32V186H29V187H28L29 190H30V191H29V190H28V191L31 192V193H33V192H32V189H30V187H31V188L34 187V189H33L34 193H33V194L36 195L35 191H37V189H38L37 187L39 186L40 189H41V186H42V185H40V184L38 185ZM50 183L47 184V185H50ZM63 183H64V182H63ZM91 183H92V184H90V182H89L88 184L93 185V182H91ZM108 183H109V184H108ZM108 183L106 184V186H105V184L103 183V184H104L103 186L108 187L109 189H105V187H104V188H100V184H98V183H96V188H93V187H92L94 190L91 189V188H87V190L90 189V190L92 191V192L89 191V192H90V196L93 197V193H95V192L97 191V186H98L99 189H98V191H97L96 193H99V194H100V191H101L100 189H105V190H103V191H104V193L106 194L105 196L107 197V195H108L109 193H112V192H109V193H108V192H106V190H107V191H109V190L112 191V188H111V187H115V188L117 187V186H114L113 184H111V185H113V186H111V185H110V182H108ZM136 183H134V182L132 183V185L134 184V186L131 185V186H132V187H131V190H133V188H136V187H135ZM141 183H142V184H141ZM1 184H2V183H1ZM54 184H55V183H54ZM54 184L52 183V187H53V188H52V191H50L48 188H46V189H47L48 191H50V192H54V190H58V188H59L58 186H59V185L57 186V184H56V186H57V188H56V186H55ZM58 184H59V183H58ZM65 184H66V183H64V186H66L68 183H67L66 185H65ZM71 184H72V187H73V183H71ZM94 184H95V182H94ZM115 184L118 185V186L121 185V184L119 183V181H118V184H117V183H115ZM144 184H145V182H144ZM2 185H3V184H2ZM20 185H21V183H20ZM23 185H24V184H23ZM37 185H38V186H37ZM61 185H62V184H61ZM61 185H60V187H61ZM68 185H69V184H68ZM108 185H110V187H109ZM4 186H5V185H4ZM103 186L101 185V187H103ZM143 186H144V188H145V185H143ZM45 187H46V186H45ZM72 187L68 186V188H66V189H65V187H64V188L62 187V189L59 188V190H60V191H61V190H64V191L67 193L66 190H67V189L69 190V188L71 189ZM90 187H91V186H90ZM119 187H121V186H119ZM122 187H123L124 189L126 188V187L124 186V183L122 184ZM122 187H121V188H122ZM138 187H139V185L137 186V188H138ZM2 188H3V187H2ZM50 188H51V187H50ZM83 188H84V190H83ZM121 188H119V189H120V192L123 190V189L121 190ZM140 188H141V186H140ZM140 188H139V189H140ZM144 188L141 189V190L138 189L139 192H140V191L143 192V190H144L143 194H141V195L139 194V195H138V196H139L138 198L134 195V196H135L134 198L137 199V200H136L137 202H135V200H134V202H132V200H130V199H134V198H131V196L129 197V199H128V197H127V200H128V201H127L125 198L123 199V200L127 201V203H128L129 201L132 202V204L129 202V203L131 204V205H130L131 207L129 206V204H128L127 206H125L126 202H124V203H125V204H124V203L122 202L123 200L121 201V202H122L121 205L117 202V201L120 199V196H122V197H125V196H126V195L124 196L125 193H123V192H122L123 194L121 193L122 195L118 192V193L120 194V196H119V194H117V195H118V196H117L116 193H115V195L117 196L118 199L115 198V195H114V197H113V195H111V196L108 195V197H107L106 199H107V200H110L109 202H111V199H112V198L110 199L109 197H113L112 202H114V201L116 200L117 205H115L116 203H114V205H115L114 207L117 206V207H116V208H117L116 210L119 209V208H118V205H119L120 207H121V206H122V207L124 206V207H126V208L128 207L127 209L129 210V212H127V214H128V213H131V212H132V214H133V213H134V214H135V213H136V214H137V213L139 214L140 211H142L141 209H143L142 207H144V209H145V206H142V203H143V204L145 203V194H144V193H145V189H144ZM18 189H20V188H18ZM22 189H23V188H22ZM40 189L37 191L38 194H39V192L41 193V191L44 190L45 188H44V186H43V189H42V190H40ZM46 189H45V190H46ZM113 189H114V188H113ZM128 189H129V187H128ZM128 189H127V190L125 189V190H126V193H128ZM11 190H13V189H11ZM45 190H44V191H45ZM59 190H58V191H59ZM87 190H85V191H87ZM18 191H19V190H18ZM48 191H46V192L48 193ZM60 191L57 193L58 195H59ZM72 191H73V189H72ZM72 191H71V192H72ZM103 191H101V195H100V197H102V196L104 195ZM117 191H119V190H117V188H116V189H115V192H117ZM123 191H124V190H123ZM13 192L15 193V191H12V193H13ZM21 192H22V191H21ZM21 192H20V193L18 192V193L22 196ZM24 192L26 193V195H29V199H28V200H30L32 196H33L34 198L37 199V195H38V194H37L36 196H34V195H32L31 193L28 194V192H26V191H24ZM46 192H43V193L47 194ZM68 192H70V190H69ZM71 192H70V193H71ZM113 192H114V191H113ZM135 192H136V191H135ZM18 193H17V194H14L15 197H16V196H17V197L20 196ZM55 193H56V192H54V194H55ZM72 193H73V192H72ZM75 193L77 194L76 191H75ZM91 193H92V194H91ZM96 193H95V195H96ZM129 193H131L130 190H129ZM132 193L135 194L134 191H132ZM137 193H138V192H137ZM1 194H3V193H1ZM30 194L32 195L31 197H30ZM45 194H44V195H45ZM50 194H51L52 196H54L55 198H56V196L59 197V199H62V198H63V202H64V200L66 201L65 198H67V195H68L69 193H67V195H65L66 197L64 196L65 193H63V197L60 196L61 194H60L59 196H58L57 194H55V195H53L52 193H50ZM76 194H72V195L69 194V198H70L71 196L75 195V199H74V196H73V199H74V202H73V200L71 199L72 197L70 198L71 200H70V199L68 200V198H67V200H68L69 202L71 201V203H72V207H71V204H70V207H71V208H68L67 205H66V208H68V210H69V209H72V210H73V208H75V210H76V209H79V213H76V211H78V210H76L75 212H74V211H72V212H74L75 214H80V216H82L83 218H84L85 216H86L85 218H87L88 216H89V218H90L89 213H90V209H92V211H91L90 214H91V215L93 214V215H92L91 218H90L91 220L88 219V220H90V221L87 222V219H86V220L84 219L85 221H83V218H82V217L79 218V220H80V219L82 220V221L80 220V222H81V223L83 222V223H82V227H85L84 225H86V224L88 223L87 226H86V228H84V229H88V228L91 229V226L94 225V222H95L94 220H96V225H99L98 223H99V222L101 223L102 220H101V221H100V219L97 220V219H98L97 216H100L101 214H102V216H103V215L105 214L104 217H106V215H107L106 212H108V216H109V217L107 216V218L104 219L105 222L103 221L104 224L101 223L102 226H105V223H106V222L109 223L108 221H109L111 218H114V220L116 221L117 219H115V218H117V216H118L119 214H120L119 216H122L123 219H126V218L128 217V215L125 214V211L123 212L122 210H120V211H122L125 215H124L123 213H122V215H121V212H120L119 214H117V211H114V210H115L114 207H113V206H110V205H113V203L111 202V203L109 204L108 201H107L106 199H105V202H107V203H105L104 200H103L104 198H99V196H98L99 194H97V196H96L97 199H96V198H92V201H91L90 197H88L89 201H88V199L85 200V201L88 202V203L90 202L89 205H88V204L84 201V199L82 198V199H83V203L85 202L86 205L83 204V203L81 202V204L85 205V208H84L83 206H81V210H80V208H79L76 204L73 205V204L76 202L75 200H78L77 198H78L79 195L77 196ZM87 194H88V193H87ZM102 194H103V195H102ZM12 195H13V194H12ZM18 195H19V196H18ZM23 195H24V193H23ZM41 195H42V194H41ZM48 195H49V193H48ZM48 195H45L46 198H47ZM51 195L49 196L50 198H49V197L47 198V200H49V202H53V199H54V197H53V199H52ZM83 195H84V194H83ZM85 195H86V194H85ZM127 195H128V194H127ZM130 195H132V194H130ZM136 195H137V194H136ZM3 196H4V195H3ZM9 196H10V195H9ZM88 196H89V194H88ZM105 196H104V197H105ZM140 196H141V197H140ZM142 196H144V198H142ZM4 197H5V196H4ZM7 197H8V196H7ZM7 197H5V198H7ZM17 197H16V198H17ZM26 197H27V196H26ZM39 197H40V195H39ZM39 197H38V198H39ZM60 197H61V198H60ZM64 197H65V198H64ZM80 197H79V198H80ZM82 197H83V196H82ZM86 197H87V196H86ZM86 197H85V199H86ZM122 197H121V199H122ZM132 197H133V196H132ZM21 198H22V197H21ZM23 198H24V199L22 200V199H20V197H19L20 201L18 202V200H19L18 198L16 199L17 201H14L15 198L13 199V196H12V198H11V197H10V198L8 197L9 200L11 199V200H13V201L10 200V201H9L10 204H9L8 202H5V201H4V202L6 203V206H5V205H4L3 207L0 206V208H1V209L4 208V207H7V208L12 207V208H13V203H12V202H15L16 204L14 203V205H17L18 207H20V204H21V206H22V204H24V207H23V206L20 207V211H19V212H21V210H23V208H24V209L27 208L25 214H24V211H25V210L23 211V213L21 212V214L24 215L23 217H25V220H27L28 218L26 219V216H25V215L28 213V211H29L30 209H33V208H31V207H34L32 204L35 203L36 206H38L37 209L39 210V212H38V210L35 209L36 207L34 208L35 210L33 209L35 212H38V215H36L35 218H37V216H39L38 221H39V219H41V220H42L41 222H43V223H41V222L36 223L35 220H33L34 224L32 225V224H31L32 222H30V221H32V220H30L31 218H29V219L27 220V222H28V223L30 222V225H32V226L28 227L27 225H29V224L26 222V223H27V225H26V223L23 221L22 218H21L22 220L20 221V218H19V217H20L21 214H18V213H17V212H18L17 209H19V208H15V210H12V208H10V210L7 209V208H4L5 210H4V209H2V210H4L5 214L0 213V217H1V219H2V217H3V219H5V218L7 219V218L9 217L10 220L13 219V220L15 221V217H16V215L18 216L19 219L17 220L18 222L16 221L17 223H16V222L13 223V220L8 221L9 219H7V220L5 219L6 221L3 220L4 223H3L2 220H0V224H1V225H0V228L3 229V227H4L3 230L6 231V232L3 233V230H0V231H2V236H1V234H0V238H4V237L6 236L5 233H7L6 228L9 227V226H11V225H13V224L15 225V223L18 224L19 222L21 223V222L23 221L24 224L26 225V227L31 228V229H32V227H34L35 223L38 224V225L40 224V226H41V225H44V223L47 222L48 219L50 220V218L52 217V214H51V215L48 214V215L51 216V217H50V218H47L48 216H47V214H46V211H47V213H49L51 208L56 209V208L59 207V206H55V204H53V207H51L52 204L50 203L51 205H48V204H47L48 202H47L46 199L44 200V201H46V202H43V204L46 203L47 206H44L45 204H44V205H41L42 203L37 204L38 201L41 202V201H40V198H39V200L37 199L38 201H37L36 199H35V200H30V201H28V200H27L28 197L25 198V196H24ZM43 198H45V197H42V200H43ZM98 198H99L100 200L102 199V202H101ZM114 198H115V199H114ZM25 199H26L27 202L25 201ZM50 199H52V200L50 201ZM59 199H58V200H59ZM82 199H80V200H82ZM94 199H95V200H94ZM121 199H120V200H121ZM139 199H140V200H139ZM141 199H143L144 202H143V200H141ZM3 200H4V199H3ZM6 200H7V199H6ZM21 200L24 201V202L26 203V205H28L29 202L31 203V201H37V202H32V204H29V206H28V207L30 208V209H29V208L25 205L24 202L21 203ZM56 200H57V198H56ZM58 200H57L56 202H58ZM113 200H114V201H113ZM138 200H139L140 202H142V203L138 202ZM59 201H62V200H59ZM99 201H100V202H99ZM1 202H2V201H1ZM54 202H55V201H54ZM54 202H53V203H54ZM63 202H62V203H63ZM79 202H80V201H79ZM79 202H77L78 205H79ZM93 202H94V203H93ZM98 202H99V203H98ZM121 202H120V203H121ZM18 203H19V205H18ZM58 203H59V205H60V202H58ZM62 203H61V205H62ZM92 203H93L94 205H96V206H98V204H100V205L98 206L99 208L96 207V206H95V207H96V208H95L94 205H93ZM101 203H102V204H101ZM104 203H105V206L108 204V206L106 207L108 210L105 209V206H104V209L101 208L102 205H104ZM136 203L140 204V206H141V207L138 206V208H136V209H138V210H137L138 212H134L135 208L132 209L133 204L135 205ZM0 204H1V203H0ZM7 204H9V205H7ZM11 204H12V206H10ZM56 204H57V203H56ZM90 204H91V205H90ZM123 204H124V205H123ZM138 204H137V205H138ZM2 205H3V204H2ZM31 205H32V206H31ZM40 205H41V207L44 206V209L41 208V210L43 209L42 211L39 209ZM63 205H64V204H63ZM63 205H62V206H63ZM87 205H88V206H87ZM137 205H135V207H136ZM9 206H10V207H9ZM54 206H55V207H54ZM64 206H65V205H64ZM64 206H63V207L60 206V207H59L60 209H58V211H62L63 213L60 212V214H62V215H64V213H65L64 217H65L66 219H65L64 217H62V219H64L63 222H65V220H66V222H68L67 220H68L69 217H70L69 220H71L72 212H71V214H68L71 210H69V211H68V210H64V211H63V209H66V208H64ZM74 206H75V207H74ZM79 206H80V205H79ZM86 206H87V207H86ZM89 206H90V207H89ZM14 207H15V206H14ZM25 207H26V208H25ZM47 207H50V208L47 209ZM76 207H78V208H76ZM92 207H93L94 209H96V211H94ZM109 207H110V209H109ZM122 207H121L120 209H122ZM124 207H123V210L126 209V208H124ZM133 207H134V206H133ZM45 208L47 209L46 211H45ZM61 208H63V209L61 210ZM82 208H83V210H82ZM86 208H87V209H86ZM88 208H89V209H88ZM100 208H101V209H100ZM140 208H141V209H140ZM6 209H7V210H6ZM13 209H14V208H13ZM28 209H29V210H28ZM54 209H53V211H54ZM97 209H98V210H97ZM99 209L102 210L101 212H103V213H101ZM112 209H113V210H112ZM131 209H132V211H131ZM139 209H140V211H139ZM8 210H9V211H8ZM11 210L13 211V212H12V215H14V214H13V213H15L14 211H16V213H15L16 215H15L14 217H13V216H8V217H7L8 213H10L9 215H11ZM33 210H31V211H33ZM48 210H49V212H48ZM56 210H57V209H56ZM88 210H89V211H88ZM103 210H104V211H103ZM105 210H106V211H105ZM109 210H110V211H109ZM128 210H126V211H128ZM0 211H1V210H0ZM7 211H8V212H7ZM31 211H30V212H31ZM34 211H33V212H34ZM43 211H44V212H43ZM66 211L68 212L67 214H66ZM97 211L100 212V213H98ZM111 211H113L115 215H114L113 212H111ZM130 211H131V212H130ZM30 212H29V214H28L27 217H29V216L31 215ZM42 212H43V213H42ZM82 212H85V213L88 212V214H86V215L81 214ZM94 212H96L98 215H97V214H94ZM110 212H111V214H113L115 217H113V215H112V216L109 215ZM118 212H119V210H118ZM144 212H145V211H143L142 213L145 214ZM6 213H7V215H6ZM50 213H51V212H50ZM74 213H73V214H74ZM33 214H34V213H33ZM44 214H46V215H45L46 217L43 216ZM57 214H59V213L57 212ZM75 214H74V216H76V217H74V216H73V217H74V220H77V222L74 221V223H73V222L70 221L69 224L67 223L68 225H70V224H72V223L74 224V225H73V224L70 225V227L67 225V226L71 229V231H70V229H68V227H67L66 225L62 224V226L64 225V227H65V226L67 227V230H64L66 227H65V228H61V226H59L60 229H61V231H58V229H57V232H56V233H57V234H56V235H57V236H56L57 239H58V237L60 236L59 234H62L63 232H66V233L69 232V231H70V233H72V232H74V231H78V232L80 231V232H81V230H82L83 228L81 227V224H80V222H79V220H78V217H80V216H77V215H75ZM140 214H141V213H140ZM140 214H139V215H140ZM5 215H6V216H5ZM22 215H21V216H22ZM40 215H41V216H40ZM53 215H54V213H53ZM66 215H68V216H67L68 218L66 217ZM69 215H70V216H69ZM83 215H84V216H83ZM126 215H127V216H126ZM130 215H131V214H130ZM4 216H5V217H4ZM34 216H35V215H34ZM34 216H33V217H34ZM55 216H56V218L58 217V215H55ZM60 216H61V215H60ZM60 216H59V217H60ZM102 216H101V217H102ZM119 216H118V219H119ZM125 216H126V217H125ZM135 216H136V215H135ZM135 216H133V217L135 218ZM137 216H138V215H137ZM12 217H13V218H12ZM33 217H32V219H33ZM43 217H44L45 219L47 218L46 220L44 219L45 222L43 221ZM59 217H58V218H59ZM95 217H96L97 219H95ZM101 217H100V218H101ZM131 217H132V216H131ZM131 217H130V218H131ZM141 217H143V218L145 219V215L139 217V219L141 220V222H137V221H135L136 224L139 223V224H137V226L135 225V223H134V224L132 223L133 225L130 224V221H129V220H127V221H129V222H127V221L125 222V220H122V218H121V220H120V219L117 220V222H115V221L112 219V220L115 222V224H114L113 221H112V223H110L111 225H116V224L120 221V224H119L120 227H117L118 224H117L115 227H113V228H112V226H111V227H107V226H106V230L109 229V228H112L111 230L109 229V232H110V231H111V232L113 231L114 235L116 234V235H118V236L122 233V232H121L122 229L125 228V230H123V231H125V233H126V232L128 233V231H129L128 228H131V227L133 226V228H135V229L132 228V229L129 231V233L126 234V237H125V238H129L130 236L135 235V236H133V237H135L134 239H136V241H135V240H132V242H135V243H133V244H135L136 246L133 245V244H131V240H129V239H125V238L123 239V238H122V237H124V235H123V234H125L124 232H123V234H121L119 237H115L114 235H113L114 237H113V236L110 237L111 234H113V233H109V232L107 231V232L110 234V236H109V235H106V234H107V233H106V234L104 235V237H108V238H105V240L109 239V237H110L109 240H111L112 238H113V240H115V238H118V239L120 240V237H121V238L125 241V243H124L123 240H122V242H123V243H122V242H120L121 240L119 241V240L116 239V241H117V245H116V243H115L113 240H111V241L114 242V243L112 244V242H111V243L109 244V246H107V244H108L109 242H108V243L106 242L107 244H106V246H105V244H104V248L106 247L105 249H107V250H105V252H106V251H107V252L105 253V252H104V248L102 249L101 247H99L100 244L103 243V241H102V240H103L102 238H104V237L102 236L103 234H102V233H101V234H100V233L98 234V232H96L97 229H94L96 233H95V232H93V234L91 233L92 230H93V228H94L95 226L92 227V230L88 229V230H90L91 232H89V231L86 232L84 229H83V230H84L86 233L89 232L90 236H89V234H88L87 236H88L91 240H92V239H93V240L95 239V241H97V240L99 241V242H97L96 244H94V245H96V246L98 247V248L96 247V250H95L94 248H92V249L89 251L90 246L93 245V244H91V245L89 246V248H88V246L86 247L85 245H81V244L78 246V245H77L78 243L76 244V246H77V250H76V247H75V249H74V244H73V243L76 242V240H75L74 238H72L73 235H75L74 233H72V234H71L72 237H69V238H71L72 241L75 240V242L71 243L72 241L70 240V241H71V242H70L69 239L66 238V239H68L69 242L65 239V240L67 241V243H66V245H63V246H66V247L69 248L68 245H70V248H73V252H75L74 250H76V252H78V250H79L78 247H80V246H81L80 248H83L82 246H85V247H86L84 250H82L83 253H85V254H82V251H81L80 254H82V255L79 256V254H78L79 252L77 253V259H79V261H76V260H74V259H73V260L71 259V261H75V262H76V263L73 262L74 264H78V263L84 264V261H85V260L88 261V260H90L91 258H93V260L91 259V260H92L91 262L94 261V263L97 264V263L95 262L96 257H94L93 254L96 253L95 255L97 256V255H99L100 251H102V250H103L102 252H103L105 255H104L103 253H102V254L100 253V255H99V257H98L97 260H100V259H99L100 256H102V255H103V256L101 257V259H102L101 262H100V261H99V262L97 261L98 264H99V263H100V264H103V262H104V260H103L104 257H105V259H106V258L109 259V260L106 259V262L110 261V263H111V261H117L118 263L116 262V264H120V263L122 264V260H123V259L125 260L124 257H126V258H127L126 260H128V257H129V256H132V253H130V252H131V251L134 252L133 247H134L135 249H137L138 246H141V245L144 243L143 241H145V237H144V236H145V233H144V232H145V229H143L144 231L141 229L142 227L145 228V226H143V225H145V224L143 223V222H145V220H144V219L142 220ZM16 218H17V217H16ZM53 218H54V217H53ZM56 218H55V219H56ZM58 218H57V219H58ZM92 218H94L93 221H92ZM109 218H110V219H109ZM128 218H129V217H128ZM128 218H127V219H128ZM57 219H56V220H57ZM60 219H61V217H60ZM60 219H59V220H60ZM101 219H103V218H101ZM107 219H109V220H107ZM132 219H133V218H131L130 220H132ZM135 219H136V218H135ZM53 220H54V219H53ZM56 220L54 221L55 223L53 222V224L51 223V222H52V218H51V221H49V222L51 223V226H52V227L49 226L50 223H47V225H46V223H45V226H46V227L41 226V227H43L45 230L48 229V230H47V234L44 236L45 238L43 237V234H45L46 231L44 230V231H45V233H44V231H41V230H43V229L39 230V229L41 228L40 226H39V228H36V227H38V225H37V226L35 225L36 227H34L31 231H32V233H33L34 230L37 229V231H36L35 233L38 234V233L40 232V234H42V235H41L42 238L45 239V240H44V239H43V240H40V239H42V238L39 237V238H40L39 240H40L41 242H42V241L45 242V241H47L46 239H47V237H48V236H47L48 233H49V235H50V233H51V231H52L51 229H53V227L55 228V229H53V230H54L53 232L56 231V228L58 227L57 224H56ZM72 220H73V219H72ZM106 220H107V221H106ZM137 220H138V219H137ZM140 220H138V221H140ZM1 221H2V222H1ZM91 221H92L93 224L91 223L90 227H88V225H89V223H90ZM97 221H99V222H97ZM110 221H111V220H110ZM123 221L125 222V224L127 223L128 226H126V225L123 223ZM133 221H134V220H133ZM133 221H132V222H133ZM5 222H8L7 224H8V225L11 224V225L8 226ZM60 222H61V220H60V221H57V223H59V224H60ZM85 222H86V223H85ZM20 223H19V224H20ZM19 224H18V225H19ZM21 224H23V223H21ZM21 224H20V225H21ZM48 224H49V225H48ZM59 224H58V225H59ZM65 224H66V223H65ZM83 224H84V225H83ZM121 224H124V225H123L124 227H123ZM129 224H130V226H129ZM142 224H143V225H142ZM2 225H3V227H2ZM4 225L6 226V228H5ZM14 225L11 226V227H9L10 230L12 229V231H13ZM18 225H16V227H17ZM20 225H19V226H20ZM25 225H23V226H25ZM60 225H61V224H60ZM108 225H109V224H108ZM139 225L142 226V227L140 228ZM23 226H22V227H23ZM47 226H48V228H47ZM125 226H126V227H125ZM135 226L138 227V228L136 229ZM26 227H25V228L23 227V228L25 229V230H24V233H23V232H20V234H22V237H23V238H21V240H22V239L24 240V238H26V235H25L26 232H25V231H28V230H26V229H28V228H26ZM59 227H58V228H59ZM71 227H72V228H71ZM87 227H88V228H87ZM96 227H97V226H96ZM96 227H95V228H96ZM121 227H122V228H121ZM127 227H128V228H127ZM9 228H7V229H9ZM100 228H101V226H100ZM104 228H105V227H104ZM120 228H121V229H120ZM126 228H127L128 230H126ZM14 229H15V228H14ZM17 229H18V228H16L15 230H17ZM21 229H22V228H21ZM21 229L19 228L20 231H21ZM73 229H74V230H73ZM75 229H76V230H75ZM101 229H102V231H104V230H103V227H102ZM113 229H114V230H113ZM115 229H120V230H115ZM138 229H140L141 231H143L142 233H141V231H140V233H141L142 235L138 232V231H139ZM10 230H8V232H9L8 235H9V236L11 235L13 239L16 238V240H17V237H15L16 235H14V237H13V234H10V233H14L15 231H14V232H12V231L10 232ZM50 230H51V231H50ZM62 230H64V231L62 232ZM83 230H82V231H83ZM132 230L135 231V234H134V232H132ZM136 230H137V232H136ZM22 231H23V230H22ZM48 231H49V232H48ZM100 231H101V230H100ZM100 231H99V232H100ZM102 231H101V232H102ZM114 231H115V232H114ZM118 231H120L121 233L119 232V234H117ZM28 232L30 233V231H28ZM28 232H27V233H28ZM37 232H38V233H37ZM41 232H43V233H41ZM0 233H1V232H0ZM27 233H26V234H27ZM29 233H28V235H27V238H28V236H30V234H32V233H30V234H29ZM66 233H65V234H66ZM82 233H83V232H82ZM103 233H104V232H103ZM138 233H139V235H138ZM33 234H34V233H33ZM40 234H38V235L40 236ZM54 234H55V233H51V235H53L54 238H55V235H54ZM67 234H68V233H67ZM76 234H77V233H76ZM91 234H92V235H91ZM97 234H98V236H99V235L102 236V237H101V240H99L100 238L97 236ZM129 234H131V235H129ZM132 234H133V235H132ZM3 235H4V237H3ZM51 235H50V236H51ZM77 235H78V237L76 236V238H78V240H79V239H80V237H79L80 234H77ZM85 235H86V234H85ZM85 235H84V236H85ZM95 235H96L97 237H95ZM137 235H138V236H137ZM33 236H34V235H33ZM46 236H47V237H46ZM50 236H49V237H50ZM82 236H83V234H82ZM82 236H81V237H82ZM93 236H94V237H93ZM127 236H128V237H127ZM142 236H143V237H142ZM7 237H8V236H7ZM60 237H61V236H60ZM63 237H65V235H64ZM66 237H67V236H66ZM74 237H75V236H74ZM85 237H86V236H85ZM88 237H86V238H88ZM133 237H131L130 239H132ZM138 237H139V238H138ZM141 237H142V239H141ZM27 238H26L25 240H29V239H31V238H33V237L30 236L28 239H27ZM34 238H35V237H34ZM54 238L51 237V239H54ZM98 238H99V239H98ZM6 239H8V240H6ZM51 239H48L47 243L50 242ZM60 239H62V237H61ZM60 239H58V240H60ZM63 239H64V238H63ZM73 239H74V240H73ZM137 239H138V242H140V243H139L140 245L137 243ZM140 239H141V240H140ZM0 240H2V241H0V242H1L0 245H2V246L5 245V249H4L5 251L0 249V252H3V251H4V253H5V256H2V258L7 256L6 259H5V261L7 260V258L10 257V255H9V257H8V254H9V253L6 252V251H9L10 249H12V250L15 251V250L17 249L16 252H18V250H19L22 246H23V249H25V248H24V245H25V242H27V241H22V242H23V245H21L20 242H19L20 239H18L19 241H17V242L15 241V242H16V244L19 242V244H20L21 246L18 244L19 247L16 248V247L13 246V245L17 246V245L15 244V242H14V244L11 245V246H13V247H11L10 245H8V244L11 243V242L9 241V237H8V238H5V239H0ZM32 240H33V239H32ZM55 240H56V238H55ZM55 240H54V242H53V240H52V241H51L50 243H48L47 245H49V248H50L51 245L54 246L52 249H51V248H50V249H51L52 251H53V250H54V251L56 250V252H57V251L59 250V245L61 246V242H63V241L60 240V241H59L60 243H59V242L56 240V246H55ZM65 240H64V242H65ZM84 240H86V239L84 238L82 242H84ZM93 240H92V242H93ZM126 240H127V241L129 240L130 242L128 241V242H129V243H128ZM139 240H140V241H139ZM8 241H9V242H8ZM86 241H89V239L86 240ZM95 241H94V242H95ZM107 241H108V240H107ZM118 241H119V243H118ZM141 241H142V243H141ZM29 242L31 243L32 241H29ZM36 242H37V239L35 238V242H34V244H33V243H31V244L34 246V245L36 244ZM43 242H42V243H43ZM78 242H79V241H78ZM94 242H93V243H94ZM126 242H127V243H126ZM38 243H39V241L37 242V244H38ZM45 243H46V242H45ZM45 243H43V245H42V244H40V245H39V244H38V245L36 244L37 246L35 245V246H34V249L32 248V245L27 244V245L31 246V247H30L31 251H32V249H33V251H35V250L37 251V250H38L37 252H36V251H35V252H31V254L33 253V254H32V257L35 256L34 253L36 254V253H38L40 250H41V252H39L37 255L40 256V253L42 254V252H43V254L40 256L41 259H40L37 255H36V256H37L38 258H37L36 256L34 257V259H37V261H36V262H33V263H35V264H43V263L49 264V262L47 263V261H48L49 258L46 259L47 257H45V256H47V253H46L44 250L48 248V246L44 248V246H45L44 244H45ZM51 243H52V244H51ZM53 243H54V244H53ZM68 243H69V244H68ZM86 243H87V242H86ZM86 243H85V244H86ZM88 243L90 244L91 242H88ZM98 243H99V244H98ZM57 244H59L58 247H57ZM63 244H64V243H63ZM72 244H73V247H71ZM89 244H87V245H89ZM97 244H98V245H97ZM114 244H115V246L118 247V248L116 247L117 256L123 254V253H122L123 250H121V248L125 249V250L128 252V253L125 252L126 254H129V253H130L131 255H128V256H127L126 254H124V255H122V256H124V257H122V256H120V257L118 256V257H117V256L112 255L113 253H115V249H112V250L114 251V252H113V251L110 250V249L108 250V247H110L111 245L114 246ZM120 244H123V245L125 244L126 246H125V245H124V246H125L126 248H127L128 244H129V247L127 248L128 250H127L126 248H124V246H121ZM130 244H131L132 246H131ZM6 245H8V246L11 247V248L8 249V247H7ZM94 245H93V246H94ZM137 245H138V246H137ZM2 246H0V248H2ZM38 246H39V247H40V246H41V247L43 246V248H39ZM52 246H51V247H52ZM101 246H102V245H101ZM3 247H4V246H3ZM25 247H26V245H25ZM36 247L39 248L40 250L37 249ZM56 247H57L58 249H56ZM91 247H92V246H91ZM94 247H95V246H94ZM119 247H120V248H119ZM130 247H131V251H130ZM136 247H137V248H136ZM144 247H145V245H144ZM144 247H140V248H142L141 250L138 249V250L141 252V253L138 252V254H141V255H142V257H141V255H140L139 260H140V258H143L141 262H143V261L145 262V255H144V257H143V254L145 253V252H144V251H145ZM6 248H7L8 250H7ZM14 248H16V249H14ZM27 248H28V247H27ZM54 248H55V249H54ZM99 248L101 249L100 251L97 250V249H99ZM111 248H114V247L111 246ZM2 249H3V248H2ZM42 249H43V251H42ZM50 249H48L47 251H50ZM64 249H65V248H64ZM86 249H88V251H89L90 253L87 252ZM119 249H120V250H119ZM132 249H133V250H132ZM143 249H144V251L142 252ZM21 250H22V249H20V252H18V254L21 253ZM61 250H62V248H61ZM61 250H59L58 252H60ZM67 250H68V249H66V251H67ZM69 250L71 251L70 253H72V250H71V249H69ZM80 250H81V249H80ZM118 250H119L120 252H119ZM23 251H24V252H25V251L27 252V251H29V248H28V249H25V250H22V253H24ZM92 251L95 252V253H93ZM109 251H110V253H108ZM111 251H112V253H111ZM16 252H15V253H16ZM29 252H30V251H29ZM29 252H27L26 255L23 254V256H22V254H20V255L22 256V257H20V258H22V259H21L22 261H24V260H23V257H25V256L31 257V256L29 255ZM61 252H62V251H61ZM63 252H64V251H63ZM67 252H68V251H67ZM67 252H66V254H67ZM76 252L74 253L75 256H76ZM86 252H87V253H86ZM97 252H98V253H97ZM135 252H136V251H135ZM135 252H134V253H135ZM13 253H14V252H13ZM44 253H46V255H45ZM70 253H69V255H70ZM88 253H89V254H88ZM91 253H92V254H91ZM118 253H119V254H118ZM134 253H133V254H134ZM0 254H3V253H0ZM6 254H7V255H6ZM11 254H12V253H11ZM106 254H107V255L110 254V255L107 256ZM135 254H136V255H135ZM135 254H134V256H135V259H136V260H135L134 258L130 259V258H131V257H130V258H129L130 260H128V261L125 260V262H126V263H127V262H130V264H132L131 260H133V259H134L135 261H139V260H137V258H136V256L138 257L139 255H138L137 253H135ZM33 255H34V256H33ZM48 255H49V254H48ZM55 255H57V257H58L59 255L62 256V254H59V255H58L57 253H56ZM55 255L53 254V257L57 258ZM63 255H64V254H63ZM72 255H73V254H71V256H72ZM83 255H84V258H83ZM86 255H87V257L90 256V258L86 259V258H87ZM91 255H92V257H91ZM111 255H112V256H111ZM115 255H116V254H115ZM61 256H59V257H61ZM65 256H66V255H65ZM67 256H68V254H67ZM67 256H66V257H67ZM78 256H79V257H78ZM109 256H111L112 258L109 257ZM0 257H1V256H0ZM12 257H13V255H12ZM18 257H19V255H18L16 258H18ZM28 257H26V258H27L26 260H27L28 262L30 261V263L33 264V263L31 262L32 257H31V259L28 258ZM44 257H45V258H44ZM53 257H52V258H53ZM63 257H64V256H63ZM69 257H70V256H69ZM72 257H74V256H72ZM80 257H82L81 260H80ZM113 257L117 258V260H115V258H113ZM132 257H133V256H132ZM16 258H15V259H16ZM43 258H44V259H43ZM64 258H65V257H64ZM110 258L113 259V260H110ZM120 258H122V259L120 260ZM12 259L14 260V258H12ZM29 259H30V260H29ZM34 259H32V260H34ZM42 259H43V261H42ZM50 259H51V256H50ZM53 259H54V258H53ZM53 259H52V263L50 262V264H61V263H62V262H60V260H59L60 258H59V259L57 258V260H56L57 262H56V261H53ZM2 260H3V259H2ZM38 260H39V261H38ZM40 260H41V261H40ZM46 260H47V261H46ZM68 260H69V259H68ZM68 260H67V261H68ZM119 260H120V262H119ZM5 261L3 260L4 263H3V262H2V263L0 262V264H5V263H7V262H5ZM14 261H15V260H14ZM18 261H19V260L17 259L16 262H18ZM22 261H21V262L19 261V262H20L19 264H22V263H23ZM71 261L69 260V262H70L71 264H73ZM102 261H103V262H102ZM135 261H133V262H134L133 264H136ZM28 262L25 261L24 263L28 264ZM40 262H42V263H40ZM69 262H68V263H69ZM125 262H123V263H125ZM139 262H140V261H139ZM141 262H140V263H141ZM144 262H143V263H144ZM11 263H12V261H11ZM30 263H29V264H30ZM110 263H107V264H110ZM113 263H114V262H112V264H113ZM126 263H125V264H126ZM137 263H138V262H137ZM7 264H9V263H7ZM12 264H13V263H12ZM14 264H15V262H14ZM17 264H18V263H17ZM63 264H64V263H63ZM85 264H86V262H85ZM87 264H88V263H87ZM104 264H105V263H104ZM141 264H142V263H141Z\"/></svg>",
    "mask_w": 264,
    "mask_h": 264
}]
</instances>
